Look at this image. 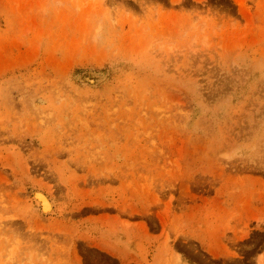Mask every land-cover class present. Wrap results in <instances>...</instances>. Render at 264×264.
I'll return each mask as SVG.
<instances>
[{
    "label": "rangeland",
    "instance_id": "rangeland-1",
    "mask_svg": "<svg viewBox=\"0 0 264 264\" xmlns=\"http://www.w3.org/2000/svg\"><path fill=\"white\" fill-rule=\"evenodd\" d=\"M0 264H264V0H0Z\"/></svg>",
    "mask_w": 264,
    "mask_h": 264
},
{
    "label": "bare ground",
    "instance_id": "bare-ground-1",
    "mask_svg": "<svg viewBox=\"0 0 264 264\" xmlns=\"http://www.w3.org/2000/svg\"><path fill=\"white\" fill-rule=\"evenodd\" d=\"M37 195V194H36ZM39 196H41V197H39L40 198V201H41V203H42V206L44 207L43 209H45V210H48V207H49V205H48V201L44 198V197H42V195H39ZM50 208V207H49ZM45 210H43V211H45Z\"/></svg>",
    "mask_w": 264,
    "mask_h": 264
}]
</instances>
